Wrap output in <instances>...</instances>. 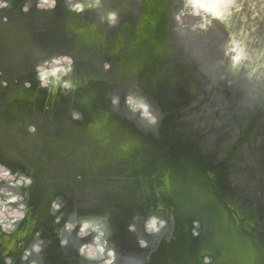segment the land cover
I'll use <instances>...</instances> for the list:
<instances>
[{
  "label": "water",
  "instance_id": "95a60500",
  "mask_svg": "<svg viewBox=\"0 0 264 264\" xmlns=\"http://www.w3.org/2000/svg\"><path fill=\"white\" fill-rule=\"evenodd\" d=\"M238 3L227 26L192 31L199 17L175 21L183 0H100L80 13L61 0L55 57L71 71L51 84L35 230L10 264H103L109 250L112 264H264V8ZM230 33L246 45L238 68ZM153 217L164 225L149 233ZM82 220L103 225L102 259L79 254L95 236L78 237Z\"/></svg>",
  "mask_w": 264,
  "mask_h": 264
},
{
  "label": "rangeland",
  "instance_id": "374dc122",
  "mask_svg": "<svg viewBox=\"0 0 264 264\" xmlns=\"http://www.w3.org/2000/svg\"><path fill=\"white\" fill-rule=\"evenodd\" d=\"M6 2L8 6L0 8V81L7 83L0 86V165L29 177L31 184L10 189L23 199L8 207L24 204V217L11 231L0 230V264L35 230L51 92V83L40 86L35 69L55 57L61 0L51 10L38 9V0ZM25 82L30 87H24ZM30 126L35 132H29ZM0 187L7 185L0 182Z\"/></svg>",
  "mask_w": 264,
  "mask_h": 264
},
{
  "label": "clouds",
  "instance_id": "9594fccd",
  "mask_svg": "<svg viewBox=\"0 0 264 264\" xmlns=\"http://www.w3.org/2000/svg\"><path fill=\"white\" fill-rule=\"evenodd\" d=\"M56 0H38L36 7L41 10H51L55 7ZM100 0H91L90 3H82L80 0H66L69 9L73 12L80 13L85 7H96L98 6ZM260 5L264 8V0H260ZM6 0H0V8H6ZM242 4L238 3V0H183V8L175 16V21L181 27L184 26L183 17L189 15L192 17H199V20L192 23L190 28L192 31L207 30V28L212 24V22L219 21L227 26L228 19L232 16L233 11H241ZM22 11L27 12L28 7L24 6ZM256 14L253 13L255 18ZM6 19V18H5ZM107 21L110 25L116 22V14L109 13L107 16ZM255 29L253 28V31ZM246 35V33L244 34ZM264 54V53H262ZM225 55L229 57L231 61V66L233 68H238L242 61L248 59V54L246 51V45L242 40H238L235 34L229 35L228 43L225 46ZM72 60L68 56L54 57L50 61H46L42 65H37L35 71L37 73V78L40 82L41 87H48L51 83L53 87L57 83L61 82V78L71 71ZM105 69L109 66L106 64ZM51 78V79H50ZM0 86L6 87V81H0ZM24 87H30L28 82H25ZM62 87L69 89L72 87L71 83L64 81ZM113 104L117 103L116 99H113ZM126 103L132 111H139L143 119H146L149 123H155V117L149 112L148 106L142 101H138L132 96L126 98ZM78 114H73V119H78ZM29 132H35V128L30 126ZM0 182H5L7 187H0V196L4 199H0V230L4 232H9L12 230L15 221L23 219L24 217V204L19 203L18 208L9 209L8 205L11 203H17L23 198L16 194L10 189L19 186H26L31 184V179L20 174H12L4 165H0ZM53 211H57L60 205L53 201L51 204ZM56 222H59V217L56 218ZM80 227L77 233L78 237H85L90 233H95L92 242L84 244L79 249V254L88 260L102 259L105 253V241L103 237L105 236V231L103 225L95 220H82L79 222ZM164 221H158L156 218H150L146 222V231L153 233L163 227ZM75 227L74 223L68 222L65 224V229L71 231ZM193 227H198L197 222H193ZM130 230L132 227L130 226ZM194 236L198 235L197 232L192 233ZM37 235H39L37 233ZM61 245L66 243L65 240L60 241ZM144 241H140L141 247L144 246ZM40 250L39 242L32 246V252H38ZM30 252L25 250L24 255L21 257L22 260H26ZM108 259L104 260L103 264H112L114 259V253L109 250L107 252ZM5 264H10L9 260L5 261ZM204 264H208V258L204 257Z\"/></svg>",
  "mask_w": 264,
  "mask_h": 264
}]
</instances>
